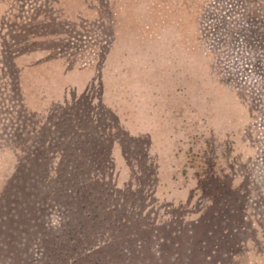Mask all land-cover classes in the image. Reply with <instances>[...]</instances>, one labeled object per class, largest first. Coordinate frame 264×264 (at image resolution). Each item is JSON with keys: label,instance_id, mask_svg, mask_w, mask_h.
<instances>
[{"label": "rangeland", "instance_id": "rangeland-1", "mask_svg": "<svg viewBox=\"0 0 264 264\" xmlns=\"http://www.w3.org/2000/svg\"><path fill=\"white\" fill-rule=\"evenodd\" d=\"M0 264H264V0H0Z\"/></svg>", "mask_w": 264, "mask_h": 264}]
</instances>
